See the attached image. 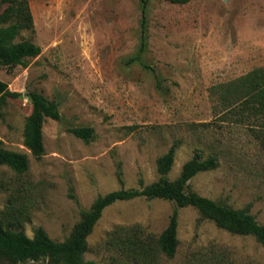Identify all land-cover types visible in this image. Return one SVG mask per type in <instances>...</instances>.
Returning <instances> with one entry per match:
<instances>
[{
	"label": "rangeland",
	"instance_id": "1",
	"mask_svg": "<svg viewBox=\"0 0 264 264\" xmlns=\"http://www.w3.org/2000/svg\"><path fill=\"white\" fill-rule=\"evenodd\" d=\"M41 48L27 65H0V80L20 96L0 105V146L26 155L27 170L0 165V219L28 237L42 227L62 242L99 195L142 178H159L157 159L179 143L168 173L176 179L196 152L218 166L198 173L188 190L236 209L247 207L264 225V114L214 112L211 89L264 71V0H28ZM145 7L144 48L142 8ZM133 59V60H131ZM28 91L56 102L59 120L43 123L44 155L23 144L31 112ZM91 127L85 142L71 129ZM71 195L76 197V200ZM14 207L21 223L14 224ZM171 201L137 197L106 207L87 237L85 260L94 264H264V247L252 235L233 234L192 206L179 209L174 256L153 246L135 255L125 243L109 244L118 226H138L158 237ZM24 209V210H23ZM13 214V213H12ZM27 264H50L48 259Z\"/></svg>",
	"mask_w": 264,
	"mask_h": 264
},
{
	"label": "trees",
	"instance_id": "2",
	"mask_svg": "<svg viewBox=\"0 0 264 264\" xmlns=\"http://www.w3.org/2000/svg\"><path fill=\"white\" fill-rule=\"evenodd\" d=\"M171 3L183 4L189 0H168ZM142 43L144 48L145 7L142 8ZM23 30L33 31V16L28 0H0V65L14 67L27 65V59L39 55L41 48L30 40L16 41ZM133 60V59H131ZM20 96L11 91L8 84L0 80V105L7 96ZM214 112L219 110L229 114L237 107L241 117L264 114V71L254 69L244 76L226 83L214 85L211 89ZM31 112L26 118L23 129V144L37 159L45 153L43 143V123L47 118L60 119L58 105L49 101L40 93L28 91ZM71 132L85 142L94 139L91 127H75ZM179 143L175 141L166 153L157 159L158 180L145 184L141 178L138 188H125L122 170L118 163L117 178L122 185L119 189L99 195L88 210H82L81 220L75 225L72 233L62 242L54 241L42 227L34 229L33 236L28 237L23 231L5 227L0 219V264H27L30 261L48 259L50 264H94L85 260L87 237L102 215L103 210L117 202L137 197L160 198L173 202L174 208L167 227L155 237L143 235L138 226H118L109 232L107 242L111 245L125 243L128 250L135 255H147L153 246L168 257L174 256L177 245V228L179 209L185 206L194 207L199 213V221L211 220L219 228L233 234L252 235L264 247V225L259 224L247 207L236 209L220 204L214 200L189 191L188 182L203 171L215 169L218 160L215 155L203 158L196 152L181 168L179 176L170 180L168 173L173 165ZM0 165H6L18 173L27 170L28 161L25 154L0 146ZM72 198L76 200L74 195ZM24 210V209H23ZM13 213V214H12ZM12 221L21 223L23 213L12 207Z\"/></svg>",
	"mask_w": 264,
	"mask_h": 264
}]
</instances>
